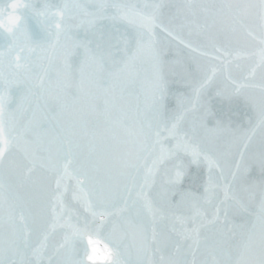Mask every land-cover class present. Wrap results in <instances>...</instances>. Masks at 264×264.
I'll return each mask as SVG.
<instances>
[{"label": "snow or ice", "instance_id": "snow-or-ice-1", "mask_svg": "<svg viewBox=\"0 0 264 264\" xmlns=\"http://www.w3.org/2000/svg\"><path fill=\"white\" fill-rule=\"evenodd\" d=\"M0 264H264V0H0Z\"/></svg>", "mask_w": 264, "mask_h": 264}, {"label": "water", "instance_id": "water-1", "mask_svg": "<svg viewBox=\"0 0 264 264\" xmlns=\"http://www.w3.org/2000/svg\"><path fill=\"white\" fill-rule=\"evenodd\" d=\"M173 91H186V89L180 87L179 85L171 86ZM208 104L210 106L212 115L208 118V125L213 126L217 120L221 122L228 123L231 122L233 126L237 124H245L247 116L250 115V111L244 106L242 101L233 100L231 102L221 99L215 96L214 91H210L207 97ZM170 106L174 105V101H169ZM199 173L200 178H203V169H197L192 166L189 169V174L195 175ZM185 189L192 188L193 190H198L195 185L189 183V177H186L185 184L183 185Z\"/></svg>", "mask_w": 264, "mask_h": 264}]
</instances>
